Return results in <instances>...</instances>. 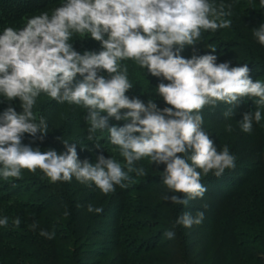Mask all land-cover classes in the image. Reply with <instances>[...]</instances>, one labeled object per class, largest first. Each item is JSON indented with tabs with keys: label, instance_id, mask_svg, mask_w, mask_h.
I'll use <instances>...</instances> for the list:
<instances>
[{
	"label": "clouds",
	"instance_id": "obj_1",
	"mask_svg": "<svg viewBox=\"0 0 264 264\" xmlns=\"http://www.w3.org/2000/svg\"><path fill=\"white\" fill-rule=\"evenodd\" d=\"M259 3L264 6V0ZM231 15L230 6L217 0H62L51 14L43 11L21 28L0 29V103L8 105L0 111V180L16 181L22 170L39 169L51 183L75 179L107 195L127 188L132 173L145 176L138 162L146 158L163 166V201L187 208L202 198L207 190L202 176L219 178L236 167L237 159L228 145L218 150L203 129L202 109L222 103L229 119L237 105L251 99L257 107L237 121L243 133L261 122L264 109V81H253L247 63L230 66L217 62V46L209 44L205 54L195 47L202 34L229 28ZM252 35L264 47V23ZM74 36L98 41L99 50L77 51ZM186 46L192 48L189 57L182 55ZM125 60L157 78L154 94L165 106L127 94L134 85ZM41 94L84 108L88 141L102 149L96 134L107 132L122 160L105 156L103 149L95 162L80 160L78 144L63 139L60 153L22 143L25 134L42 142L49 132L45 117L33 110ZM87 210L103 212L91 204ZM203 220L201 210L183 211L164 236L174 239L176 227L191 228ZM12 223L19 227L21 220L15 217ZM8 225L9 217L0 216V228ZM39 234L49 240L55 236L45 229Z\"/></svg>",
	"mask_w": 264,
	"mask_h": 264
},
{
	"label": "trees",
	"instance_id": "obj_2",
	"mask_svg": "<svg viewBox=\"0 0 264 264\" xmlns=\"http://www.w3.org/2000/svg\"><path fill=\"white\" fill-rule=\"evenodd\" d=\"M61 2L62 0H0V29L8 26L21 28L30 16L39 15L43 11L51 14V10ZM220 3L226 8L230 6L231 26L215 33L202 34L200 44L195 47L199 54H205L209 51V44L217 46V62L227 61L230 66L247 63L253 81H264V47L252 35L253 30L264 23V6L260 5L259 0H217V4ZM73 45L81 52L98 51L100 47L98 41L79 36L73 37ZM191 54L192 48L186 46L182 55L189 57ZM122 63L128 67L129 79L134 85L127 94L138 95L145 101L151 97L158 106H165L161 98L154 94L159 82L157 78L148 75L132 60ZM7 106L0 103V111ZM13 106L20 111L16 102H13ZM227 107L222 103L215 107L205 106L202 109V127L214 140L218 150L225 145L229 146L237 158L236 167L226 170L219 178L211 173L206 177L202 176L201 182L207 190L202 198L191 201L187 208L170 204L164 210H158L150 205L149 208L145 206L148 204L145 202L148 194L154 196L165 193V186L161 181L163 166L157 168L146 158L138 162L139 166L146 169L145 176L132 173L133 179L127 188L117 187L115 192L107 195L95 187L82 185L75 179L71 182L51 183L39 169L35 173L22 170V178L16 181L0 180V216L9 217V225L0 228V263L24 264L28 260L31 264L50 263L55 254L50 242L68 237H73L72 241L79 240L85 254L107 255L105 257L110 258L109 264L139 263L130 261L158 250L164 245L161 243L162 238L165 240L164 232L172 228L161 227L159 222L152 223L149 227L147 223L150 222L137 220L135 216H142L151 208L153 212L157 211V216L167 214L172 226L183 211H190L193 215L197 210L203 211L204 220L200 225H194V229L188 231L182 226L176 227V236L169 242L183 247L205 244V248L214 247L219 242L220 253H225L235 244L238 251L242 250L241 257L244 247L250 245H245L244 239L240 240L237 226L247 225L246 233L252 235L255 241L259 233L251 223L264 216L262 212L260 218L254 212H249L259 201L264 202V109L261 122L253 125L251 137H248L240 130L237 121L242 118L243 112L255 110V103L245 98L234 108L233 117L225 119L223 112ZM33 110L38 117H45L49 132L42 142H33L25 134L22 143L39 147L42 151L55 149L60 153L65 150L63 139L78 144L77 154L80 160L95 162L97 153L103 150L105 156L122 160L116 146L109 142L107 132L96 134L95 142L103 150L95 149L88 141L84 108L67 103L58 104L41 94L37 97ZM111 123L122 125L124 122L112 120ZM229 126L231 131H228ZM89 204L102 207L103 212H89ZM15 217L21 220L19 227L12 223ZM248 217L250 221H244ZM239 218L240 223H237ZM33 224L37 226L35 230L32 229ZM156 225L158 229L154 232L151 228L156 230ZM40 229L54 231V238L49 240L41 236ZM238 229L240 230L239 227ZM26 249L38 252H28Z\"/></svg>",
	"mask_w": 264,
	"mask_h": 264
},
{
	"label": "rangeland",
	"instance_id": "obj_3",
	"mask_svg": "<svg viewBox=\"0 0 264 264\" xmlns=\"http://www.w3.org/2000/svg\"><path fill=\"white\" fill-rule=\"evenodd\" d=\"M246 134L248 137H251V133ZM164 191L166 192V188L164 189ZM161 196L162 194L160 195V193L154 196L148 194L147 196H145V202L148 203L145 206L149 208L150 205L152 208L158 210H164L166 207H169L170 204L163 201L161 199ZM261 202L262 201H259V203H257V206H253L249 211L250 213L254 212L256 217L259 218L260 212L264 214V202ZM152 208L149 210L148 213H145L142 216L138 215L135 217L137 218V220L139 219V221L150 222L147 223L149 227H151V224L155 222H159V226L164 228L169 229V227H172V225L168 221L169 217L167 214L162 213L161 216H157L155 215L157 211L155 210V212H153ZM245 220L250 221L249 217L244 219V221ZM237 223H240V218L239 222ZM251 225L252 227H255L258 230L256 232L259 233L255 241L253 240L254 237L252 235H248V233H246V230L248 229L247 225L237 226V234L240 235V240L244 239V244L250 245L249 247H244L241 257L240 255L242 250L238 251V249L235 248V244L231 245L229 247V250L225 253H220V251H218L219 242L215 243L214 247L209 248H205V244H199L197 247L192 246V244H189L183 247L178 245L177 243L172 244V242H169V239L164 236L167 242L162 238L161 243L164 245L160 246L158 250L150 251L149 253L145 254L144 257L142 256L143 258L139 257L135 260L132 259L130 263L139 262L135 264H264V216L261 220H255L253 223H251ZM194 227L195 226L193 225L191 228H185L184 230L188 231L194 229ZM238 227L240 228V230L238 229ZM157 229V225L156 230L151 228V230H154V232L157 231ZM247 235L249 236L248 238ZM72 239L73 237H68L67 239L65 238L64 240H60L57 242H54L52 240L54 243L50 242V245L52 246L51 248L55 253H52L54 254V259L47 264H109L110 258L105 257L107 255L104 254L99 256L94 253L85 254L82 250L83 247H81V242L77 239L72 241ZM26 251L38 252L37 250L33 249H26ZM1 263L8 264L3 262ZM24 264H31V262L28 260L27 262H24Z\"/></svg>",
	"mask_w": 264,
	"mask_h": 264
}]
</instances>
